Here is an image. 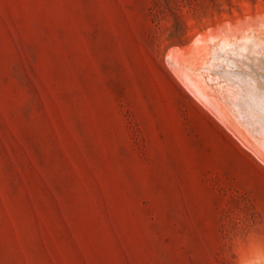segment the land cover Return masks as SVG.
Returning <instances> with one entry per match:
<instances>
[{"label": "rangeland", "instance_id": "obj_1", "mask_svg": "<svg viewBox=\"0 0 264 264\" xmlns=\"http://www.w3.org/2000/svg\"><path fill=\"white\" fill-rule=\"evenodd\" d=\"M258 17L264 0H0V264H264V165L174 60Z\"/></svg>", "mask_w": 264, "mask_h": 264}, {"label": "bare ground", "instance_id": "obj_2", "mask_svg": "<svg viewBox=\"0 0 264 264\" xmlns=\"http://www.w3.org/2000/svg\"><path fill=\"white\" fill-rule=\"evenodd\" d=\"M197 42L174 59L181 83L264 165V17L208 30Z\"/></svg>", "mask_w": 264, "mask_h": 264}]
</instances>
